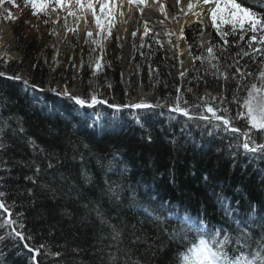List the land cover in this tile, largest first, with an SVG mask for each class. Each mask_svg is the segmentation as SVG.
<instances>
[{
    "label": "trees",
    "instance_id": "obj_1",
    "mask_svg": "<svg viewBox=\"0 0 264 264\" xmlns=\"http://www.w3.org/2000/svg\"><path fill=\"white\" fill-rule=\"evenodd\" d=\"M5 1L0 0V11ZM20 2L31 8L26 0ZM248 5L264 12V0H247L242 6ZM30 25L28 19L14 24L16 48L23 55L20 62L6 61L5 51L0 46V71L11 77L19 75L28 81L25 85L22 81L0 76V140L5 145L0 148V177H3L0 191L5 193L4 200L8 205L14 203L10 208L12 218L24 227H13L25 236L21 240L10 234L9 229L0 227V236L3 237L0 239V264H100L101 250L106 253L112 249L106 247L111 243L110 238H104L110 229L102 226L96 214L90 211L96 205L112 224L121 228L127 225L124 228L125 245L131 239L132 225H136L137 235L143 228L155 236L153 225L141 224L144 217L130 206L133 189L135 197L145 204L149 203V193H157V202L168 201L181 213L187 209L194 218L197 213L207 216L212 225L223 227L226 232L247 218L250 202L264 208V162L257 159L249 163L252 154L243 151L235 155V162L230 155L236 153L239 133L218 130L214 136L202 135L204 122L189 120L179 114L155 108L121 107L117 111L110 107L130 104L131 95L139 89H150L147 97L135 102L171 107L179 97L181 101H188L186 107L195 115L193 105L207 101L217 109H227L226 116L233 118L234 126L247 131L245 120L236 118L240 109L235 102L230 103L236 89L235 80L225 84L222 79L211 75L213 70L206 62L202 64L196 60L194 68L180 83L174 75L177 60L169 62L165 59L162 47L155 42L154 33L144 38L143 47H139L140 39L137 49L132 51L125 80L123 49L115 31L103 46L102 43L94 44L93 40L101 41L105 34L95 38L85 35L82 42L74 34L77 39L74 46L61 51L42 43L44 34L33 33ZM199 32V24H192L184 32L194 57L207 56L206 50L198 43ZM247 39L246 35L239 44L244 45ZM228 40L229 45L225 47L229 52L240 50L235 36H229ZM210 44L217 48L223 44L220 34L211 26V20L208 46ZM96 46H99L98 55ZM98 62L101 65L99 70L96 69ZM76 80L83 89L81 98L90 99L91 95H96L107 103L87 109L75 105L66 96H58L62 90L55 87V83L71 85ZM255 82L260 83L259 80ZM37 89H48L58 95ZM200 89L218 92L222 96L217 93L215 100L211 95L201 97L196 93ZM138 117L144 118L143 126L136 122ZM93 120H96L95 128L92 127ZM19 127H23L24 132L14 134L12 130ZM253 133L257 138L255 130ZM148 135L152 137L151 143ZM29 140L35 142V147ZM41 148L45 151L40 152ZM48 153L61 158L67 156L69 162L62 161L57 169L42 173L36 185L25 180V176L33 175L34 167L29 166L32 161L46 168L45 155ZM73 153L77 155L75 162H71ZM80 153L84 155L83 168L94 178L91 184L80 175ZM109 161L115 168L105 176ZM58 173L68 179L61 180ZM173 175L175 182L171 183ZM205 175L210 177L207 183L203 180ZM105 179L113 187L119 185V199H113L105 191ZM29 188L33 189L32 196L27 194ZM213 190L217 193L223 190L230 207H238L240 211L224 216ZM17 213L22 215L17 217ZM4 216L7 218L8 213ZM250 226L255 234H260L258 222ZM29 236L31 239H27ZM25 244L33 249L44 245L35 262L31 259L34 253L29 252ZM143 247L140 245L141 250ZM74 248L80 251L74 252ZM47 251L61 252L62 255L46 256ZM169 255L168 250L158 254L155 264H170Z\"/></svg>",
    "mask_w": 264,
    "mask_h": 264
},
{
    "label": "snow or ice",
    "instance_id": "obj_2",
    "mask_svg": "<svg viewBox=\"0 0 264 264\" xmlns=\"http://www.w3.org/2000/svg\"><path fill=\"white\" fill-rule=\"evenodd\" d=\"M26 3L33 9L34 15L46 13L50 6L53 12L57 8L62 9L67 13L65 20H67V17H74L77 25L81 19L87 22V16L90 14L98 30L97 35H104L105 33L107 37H111L112 35L114 9L117 8L115 0H26ZM127 3L139 6L145 5L147 0H127ZM177 3H179V0H177ZM246 3L247 0H239V2L237 0H196L195 4L192 2L187 4V10L193 12V9L199 4L200 11L193 12V15L202 19V13L204 15L210 13L211 26L220 34L223 44L219 48L215 44H210L206 49L207 56H195L194 59L200 60L202 64L206 62L213 70L211 75L216 79H222L225 84H228L232 80L236 81V89L232 93V101L230 103H236L237 108L240 109L236 113V118L245 120V127L248 130L242 131L240 128L234 126L233 118L226 116L227 109H217L214 105L207 103V101L193 105V108L196 109V114L193 115L191 110L186 107L188 101H181L177 97L174 105L169 108V111L180 113L189 120L195 119L204 122L202 135L214 136L218 134V130L231 133L239 132L240 137H237L239 143L236 145V153H230V155L235 162V155H238L240 151L251 153L252 156L249 159V163H252L257 159L264 162V12H258L250 5L242 6ZM204 5H208L209 7L205 9ZM120 7H123V2ZM142 11L143 9L141 8ZM181 12L187 15L184 9H181ZM121 15H123L122 12ZM165 18L167 19L166 13ZM57 22L58 20L53 21V23ZM68 31L74 32L76 29H68ZM152 31L148 26V22L145 21L139 47L144 46V38L148 37ZM86 35L91 38L93 33L88 31ZM131 35L135 37L137 35L136 31H133ZM169 35H175V33L169 32ZM246 35L248 36L247 41H245L244 45H240L239 41H244ZM229 36L236 37L239 51L231 53L225 47V45H229ZM117 38L119 39V37ZM179 38H184L182 31ZM155 42L160 44L161 47L163 46L159 39ZM93 43L101 44L102 42L93 40ZM150 47L151 45H149ZM175 47H178V45H175ZM245 49H250L251 51ZM189 54L191 55V51ZM245 57L248 59L244 60ZM242 60H244L243 64H241ZM250 61L251 65L249 66ZM100 66L98 62L96 69L99 70ZM205 73L208 74L207 69H205ZM4 75L5 73L0 71V76ZM180 75L183 76L184 73L181 72ZM8 78L15 80L22 79L19 75ZM257 80L260 81L259 84L255 82ZM22 82L28 85L27 80H23ZM32 87L36 86L32 85ZM60 94L70 98L75 105L82 108L107 103L106 100L98 99L96 95H91L90 99H84L67 90ZM212 99L215 100L216 97H212ZM110 107L115 108L117 111L121 107L147 110L161 107V105L158 103L153 105L141 101L123 106L110 105ZM201 109L203 111H200ZM136 122L143 126L144 118L138 117ZM96 126V120H93L92 127L95 128ZM253 130H255L257 138H254ZM12 131L14 134L17 131L23 133L24 129L23 127H19ZM147 139L149 143L152 142L151 135H148ZM29 142L35 147L34 141L29 140ZM4 146L3 141L0 140V148H4ZM84 146L87 147V145ZM44 151L43 148L40 149V152ZM115 159L114 156L113 160ZM45 160L47 161L46 168H42L40 163L32 161L29 166L34 167L33 175L25 176V180L36 185L42 173L47 174L48 169H57L62 161L64 163L69 162L67 156L61 158L53 153L46 154ZM76 160L77 155L73 153L71 162H75ZM79 161L82 165L81 177L86 183L91 184L94 178L83 168V153L79 154ZM101 167L104 166L101 165ZM114 168L113 162L109 161L105 170V176H107L108 172L113 171ZM123 171H127V169H123ZM58 175L61 180L68 179L63 173H58ZM0 180H3V177H0ZM203 180L207 183L210 177L205 175ZM170 182H175L174 175L171 177ZM105 185V191L110 193L113 199H119V185L113 187L107 179H105ZM27 194L32 196L33 189H27ZM212 194L216 197V202L220 205L224 216H232L234 212L240 211L238 207H230L228 198L224 195L223 190L219 193L213 190ZM4 197L5 193L0 191V210H3L0 212V227L9 229L10 234H14L23 240L25 239L24 234L16 231L13 225L20 228H23L24 225L19 223L17 219L12 218L10 208L14 207V203L13 205H8ZM148 200V204L138 200L135 197V189H133L130 206L135 207L144 217L141 224L149 223L153 225L156 235L152 236L145 232L143 228L138 230L140 235H137L136 225H132L133 231L130 234L131 239L128 245L124 244V228L127 227L126 224L124 228L112 224L106 218L105 213L101 211L99 205L90 209L91 212L96 214L100 224L102 226L106 225L110 229V232L104 238H110L111 243L106 247L112 249V251L105 253L101 250L100 264H155L158 254L163 253L165 250H168L170 253V264H264V214H262L264 213V208H261L259 205L250 202V211L247 213V218L241 220L236 228H230L226 232L223 227L216 228L212 225L207 220V216L202 217L197 213L194 218L187 209H184L183 213H181L176 205L168 201L157 202L159 200L157 193H149ZM236 203L239 205L240 202L237 201ZM4 213H8L7 218L4 216ZM21 215L20 213L16 214L17 217ZM170 216L172 217L171 219L169 218ZM257 222L260 227L259 235L255 234L250 226H255ZM2 238L0 236V239ZM27 239H31V237L29 236ZM140 245H144L142 250L140 249ZM25 247L28 248L29 252L34 253L31 259L35 262V257L40 254V249L44 248V245H40L36 249L27 244H25ZM73 251L78 252L80 249L74 248ZM45 255L60 257L62 253L47 251Z\"/></svg>",
    "mask_w": 264,
    "mask_h": 264
},
{
    "label": "bare ground",
    "instance_id": "obj_3",
    "mask_svg": "<svg viewBox=\"0 0 264 264\" xmlns=\"http://www.w3.org/2000/svg\"><path fill=\"white\" fill-rule=\"evenodd\" d=\"M122 2L123 7H120ZM189 2L195 4L196 0H179V3H177V0H147L146 5L141 12L137 5H129L127 0H115L117 8L114 9L113 25L118 30L121 42L124 47L123 64L127 65L130 62L133 38L138 40L142 36L145 21L148 22L150 29L157 31L160 39L164 41L166 50L169 53L175 49L182 55L183 66L186 64H191L192 61L187 56V45L184 42V38L180 39L179 36L181 31L183 32L187 25L191 23H199L202 27V31L199 33V40L201 45L205 47L208 37V14L204 15L202 13V19L193 15V12L200 11V5L197 4L193 9V12H189L187 10V4ZM165 5L168 6L169 11L167 19L165 18ZM203 7L207 9L209 6L204 5ZM181 9H184V11L187 12V15H184V13L181 12ZM121 12L123 15H121ZM48 14L53 21L58 20L55 26L57 39L63 35L65 29H72L74 27L77 28L81 33L84 31H95L94 19L90 16V14L87 16V22H85L84 19H81L78 25L74 17H71L70 22H67V20H65L67 13L62 9L61 11L53 12L51 7H49ZM176 18L179 19L177 20ZM133 31H136L137 33L135 37H132L131 35ZM169 32L175 33L173 36H176L177 38L175 45H178V47H175V45L169 43V37L171 36L169 35ZM66 90L75 94V87Z\"/></svg>",
    "mask_w": 264,
    "mask_h": 264
},
{
    "label": "rangeland",
    "instance_id": "obj_4",
    "mask_svg": "<svg viewBox=\"0 0 264 264\" xmlns=\"http://www.w3.org/2000/svg\"><path fill=\"white\" fill-rule=\"evenodd\" d=\"M145 5H139L137 7L141 10V8L143 9L145 7ZM164 8H165V13L168 16V13H169L168 6L165 5ZM56 11H61V9L57 8ZM0 16H1V19H0V46L5 51V57H7L9 59V61H15L17 63L22 60L23 55L20 52H18V50L16 48L17 37H16V34L14 32V24L19 22L20 20H27V19L30 20V24H31L30 30L33 33H35V31H36L39 33L42 32L44 34V40H43V38L41 40L42 43H46V45H48L51 49L56 48V49H59L61 51L62 50H68V47L71 48L74 46V44L77 40L74 38V34H76L78 40H80L82 42L83 38L85 37V35L87 33L85 31L83 33H81L77 28L74 27L72 29H76V31L73 32V31H68V29H65L63 35L59 39H57V35L55 33L56 23H53V20L50 18L49 14H48V10L46 13H41V14H39V17H36V15L33 14V9L23 5V3L20 2V0H7V1H5L3 10L0 11ZM176 19L178 20L179 18H176ZM70 20H71V17H67V22H70ZM45 21H47V23H45ZM189 26H192V25L189 24L185 28L187 29ZM201 30L202 29L200 26V32H201ZM112 31L116 32L117 37H119V39H118L119 43L121 45H123L121 40H120L118 30L115 27H113ZM97 32H98V30L95 27V31L92 32L93 38L96 37ZM153 32H154V34L157 33L156 31H153ZM48 36H51V39H48L49 38ZM183 37H184V39H186L185 35ZM106 39H107V34L105 33L103 39L101 40L102 46L106 45V42H105ZM139 39H141V38H139ZM139 39L137 40V39L133 38L132 47H131L130 62L127 65H124L123 64V58H122V66L124 69L125 80L127 79L126 70L131 66L132 51L137 49V46L139 44ZM197 39H198V43L201 47L202 45H201V42L199 40V35H198ZM170 40H171V43L173 45H175L177 42L176 36H173V35L170 37ZM184 42L186 43L187 49H188L187 56H188V58L191 59L192 63L189 65L186 64L183 66L181 63L182 62V55L177 50L175 52L172 51L171 54H173V53L174 54L168 60L170 62H172V60H175V59L177 60L178 67L174 68V75L178 81H181V83L184 81L185 75H187L193 69V67L195 66V61H196L194 59V55L189 54V52H190L189 42L185 41V40H184ZM78 46H79V44H78ZM96 48H97V55H98L99 46H96ZM123 50H124V48H123ZM173 56H174V58H173ZM123 57H124V52H123ZM181 72L184 73L183 76L180 75ZM55 87H58L63 91L66 89L75 87L74 91H77L79 96L81 95V93L83 91L82 87L79 85L78 80L73 82L71 85H67L66 83H59L58 82V83H55ZM91 89H92V87H91ZM149 91H150V89H149ZM196 93L201 97H203L205 95H211L212 97H217L218 92H211V91L206 90V89H200ZM218 94H220V96H222L221 93H218ZM142 95L143 96L148 95L147 90L139 89L137 91L136 95L134 94L130 97L135 96L136 98H139Z\"/></svg>",
    "mask_w": 264,
    "mask_h": 264
},
{
    "label": "water",
    "instance_id": "obj_5",
    "mask_svg": "<svg viewBox=\"0 0 264 264\" xmlns=\"http://www.w3.org/2000/svg\"><path fill=\"white\" fill-rule=\"evenodd\" d=\"M5 77H8L6 75H4ZM21 81V80H20ZM143 96V95H142ZM155 109H160V110H165V111H169V108H163V107H154ZM174 113V112H173ZM180 114V113H177Z\"/></svg>",
    "mask_w": 264,
    "mask_h": 264
},
{
    "label": "clouds",
    "instance_id": "obj_6",
    "mask_svg": "<svg viewBox=\"0 0 264 264\" xmlns=\"http://www.w3.org/2000/svg\"><path fill=\"white\" fill-rule=\"evenodd\" d=\"M143 90H144V89H143ZM147 92H148V95H149L150 91H149V90H147ZM148 95H146V96H148Z\"/></svg>",
    "mask_w": 264,
    "mask_h": 264
}]
</instances>
